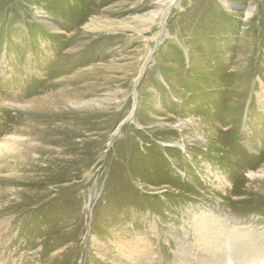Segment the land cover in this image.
I'll return each mask as SVG.
<instances>
[{"label": "rangeland", "instance_id": "rangeland-1", "mask_svg": "<svg viewBox=\"0 0 264 264\" xmlns=\"http://www.w3.org/2000/svg\"><path fill=\"white\" fill-rule=\"evenodd\" d=\"M0 264H264V0H0Z\"/></svg>", "mask_w": 264, "mask_h": 264}, {"label": "bare ground", "instance_id": "bare-ground-1", "mask_svg": "<svg viewBox=\"0 0 264 264\" xmlns=\"http://www.w3.org/2000/svg\"><path fill=\"white\" fill-rule=\"evenodd\" d=\"M33 119L34 120L42 119L47 123H50L54 120H58L59 122L62 123V125H65L67 117H65L62 114L53 117V115L49 114V112H46V113L36 114ZM251 176L254 177V174H251ZM228 218L229 217H223L222 215L215 214L214 212L210 214L203 213L201 216L196 215V217L194 218L195 223L194 225H192V228H194L195 230L194 236L196 240L200 242L199 247H201L200 248L201 250L207 252H217L220 250L242 248L241 247L242 245L246 246L244 241H241L239 244H234L229 242L230 237H232V234H230L232 233L231 231L232 229L229 230L228 228L227 223L230 221V219ZM234 232L235 231H233V233Z\"/></svg>", "mask_w": 264, "mask_h": 264}]
</instances>
